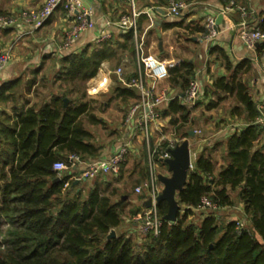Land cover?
<instances>
[{
	"label": "trees",
	"instance_id": "trees-1",
	"mask_svg": "<svg viewBox=\"0 0 264 264\" xmlns=\"http://www.w3.org/2000/svg\"><path fill=\"white\" fill-rule=\"evenodd\" d=\"M259 27L264 32V18ZM101 45L61 60L54 80L68 84V89L60 96L28 106L13 122L0 115V264H264V143L258 146L264 126L255 124L259 111L239 78L250 70L247 60L233 67L220 52L228 76L214 80L209 94L217 99L207 104L212 109L224 96L233 95L242 106L233 111L245 112L246 126L227 138L223 164L216 174L210 154L197 155L176 196L183 210L173 222L164 219L167 203H157L158 236L148 235L140 244L120 235L107 240L110 230L121 224V203L127 198L112 200L117 189L107 193L111 183L104 181V186L91 187L81 181L65 187V175L53 170L55 162L70 154L83 160L99 157V148L89 142L92 135L82 121L87 108L80 102L85 84L80 94L77 89L78 82L86 83L101 62L114 55L110 43ZM193 78L187 63L168 70L167 79L179 86L181 94L171 100L163 115L179 113L180 128L190 113L180 96ZM43 82L48 83V78L42 76ZM10 89L11 83L1 86L0 101L12 98L5 94ZM117 92L123 99L138 98L133 88L121 87ZM65 98L69 99L66 106ZM89 121L100 122L92 116ZM235 190L249 228L237 230L235 221L218 223L215 212L233 205L230 192ZM203 196L217 209L202 216L198 224L189 222Z\"/></svg>",
	"mask_w": 264,
	"mask_h": 264
},
{
	"label": "crops",
	"instance_id": "crops-1",
	"mask_svg": "<svg viewBox=\"0 0 264 264\" xmlns=\"http://www.w3.org/2000/svg\"><path fill=\"white\" fill-rule=\"evenodd\" d=\"M84 1L85 5L91 9V20L94 26L91 30L84 32L69 47H65L64 38L66 31L72 25V20L66 19L62 10L56 11L42 28L32 32L29 31V26L23 23L7 30H0V45L7 47L9 43H15L8 65L0 72V88L4 84L11 83L10 91L5 94H12V98L6 102L0 101V115L2 118H9L10 122H13L16 115L28 106L35 103L44 104L49 102L53 95L60 96L63 84L54 79L61 68V60L68 55L81 54L85 50L99 49L102 47L101 44L108 42L113 48L114 55L112 57H117L116 61L121 62L120 70L123 79L126 81L137 75L136 49L138 44L142 45L141 52L143 56L150 55L159 58L168 66V70L182 63L189 64L192 67L193 79L198 80L202 85L203 93H207V96H204L202 101L197 104L195 110L201 111L202 114L205 113L202 117L208 122H234V129H229L228 133L227 130L213 131L211 137L205 135L206 137L203 136L202 140H199L195 136V131L186 128L190 122L189 116L193 115V119L197 117L194 116L193 112H190L181 129H178L177 132L174 131L176 134L180 133L177 138L165 139L163 131L166 130V120L174 126H179L182 123L179 113L163 115L171 102L169 100V102L161 104L158 108L159 118L151 124L149 144L140 135L122 126L123 119L120 121L116 117L112 119L113 125L108 126L111 127V130H101L98 136L94 135L90 128L94 125L99 126L104 121L102 117L97 116L96 110L104 112L115 105L121 110L120 103L124 104L128 101L132 104L138 99L137 97L123 99L117 89L121 87L129 88L119 82L116 74L117 69L115 70L110 66L109 59L112 57L103 60L95 76L84 85L85 97L80 102H85L87 108L82 115V121L84 128L92 135L89 142L99 148L98 158H106L123 145H127L128 153L121 166L119 178L112 180V183L109 181L112 177L107 179L99 177L92 181L86 180L83 182L91 187L96 183L103 185V181L111 183L110 187L117 189V195L121 193L118 195L119 198H135L129 201L134 206L132 212L139 213L143 208H146L145 203L148 201L147 189L144 188L143 184L149 182L150 172L152 171L156 177L160 194L163 190L161 180L171 176L168 165L158 158L157 154L169 151V149L186 141L190 153V163L193 165L197 155L201 152H208L213 164V173L216 174L223 164L222 158L225 153L227 138L246 126L245 112L242 111L241 114H238L239 112L233 111L235 107L242 108L233 95L224 96L216 107L207 109V104L217 99L216 95L209 94L214 80L228 76L225 69V59L220 52L224 54L226 60L233 67L238 66L243 60L250 62V70L239 78L246 86L257 109L264 105V47H261V45H264V41L257 43L253 48H247L238 37V28L242 22L249 23L252 26L255 19L264 18V2L262 0H187L193 6L181 17H174L168 12L170 0H136L137 10L141 12L136 19V30L135 32L122 33L114 26L111 28L107 26L106 22L113 24L118 21L122 14L129 12L127 4L123 0ZM44 2L45 0H0V12L17 14L24 10H36ZM230 2H234L233 8L229 7ZM239 7L246 8L249 15L242 17ZM207 15H214L216 18L218 15H222L214 39L206 38V31L204 33L200 32L201 29L205 30L204 23ZM100 29L111 31V38L96 43L95 38ZM51 59L57 65L48 70L46 62ZM39 76H45L46 78L51 76L48 80L53 84V89L45 82L40 83ZM145 84L151 86L152 82L149 78H145ZM17 87H21V93L18 97L13 92ZM46 89L48 91L43 92L45 94L40 92ZM37 90L36 95L34 91ZM135 91L139 97L138 91ZM154 91L156 94L165 91L173 98L181 94L179 86L173 85L168 79L157 83ZM73 97L75 102H79L76 95ZM65 99L69 102L68 98ZM91 116L100 122L98 124L91 123L89 121ZM173 120H175V124ZM184 132L187 138H196L199 141L197 151H193L189 140L184 139L186 138ZM180 139L184 141H180ZM263 143L264 135L259 140L258 146ZM219 153H221L220 158H218ZM141 154L148 155L150 159L153 157V159L152 163L150 162L149 174L146 176L145 181L136 186L133 192L132 188L134 186H130V190L126 189L124 179L130 182L136 176L139 168L134 160ZM131 160L135 163L134 168L128 166ZM138 163H140L139 160ZM138 187L141 188V193L135 192ZM232 193L230 192V195ZM241 205V213L244 214L243 204L241 203ZM133 229L135 230V224H133Z\"/></svg>",
	"mask_w": 264,
	"mask_h": 264
},
{
	"label": "built area",
	"instance_id": "built-area-1",
	"mask_svg": "<svg viewBox=\"0 0 264 264\" xmlns=\"http://www.w3.org/2000/svg\"><path fill=\"white\" fill-rule=\"evenodd\" d=\"M129 9L128 13L120 16L118 21L111 24L106 22L107 26L115 27L122 33H128L136 30V19L140 15L137 10L136 0H123ZM264 2V0H262ZM193 5L187 0H170L168 4V12L174 17H181ZM229 7H234V2L229 3ZM62 10L66 19L72 20V25L65 33V47L72 45L84 32L91 30L94 23L91 20V9L85 5L84 0H45L43 6L35 12L23 13L20 17L21 23L29 26V31H35L44 26L56 11ZM242 17L249 15L244 7H239ZM245 21V20H243ZM261 19H255V23L242 22L238 28V37L241 43L247 48H253L257 43L264 41V32L261 31L259 24ZM17 26V20L9 16L0 14V30H7ZM204 28L206 30V38L214 39L217 35L216 16L207 15L205 18ZM111 31L100 29L95 38L96 43L103 42L111 38ZM142 46V45H141ZM141 46L138 44L137 53V75L136 77L126 81L122 77L121 70L116 72L119 82L127 88H133L138 91V99L130 106L125 114L122 126L129 128L137 135H140L143 140L149 144L151 124L159 118L158 108L161 104L169 102L173 97L162 91L159 94L155 93L157 83L168 78V66L159 58L142 55ZM8 60V54L0 47V72L5 67ZM145 78H149L152 82L151 86L145 84ZM203 88L200 82L193 79L189 82L187 89L180 96V100L188 109L196 106L197 102L203 96ZM259 116L255 124L264 126V105L258 107ZM128 153L127 145L119 147L115 152L108 155L106 158H97L91 160H83L79 155L70 154L65 160L57 161L53 164V170L62 173L66 177L65 187L70 182H81L86 180H94L96 178H113L120 174L121 166L125 161ZM162 161L169 159V151L160 152L158 155ZM189 170H193V165L190 163ZM147 189V200H151L149 208H143L138 214L133 216L136 232L142 237L152 235L158 236L161 226V219L157 211L156 199L160 195L156 177L150 172L149 182L143 184ZM136 193H141V188L135 189ZM216 210V205L207 196L201 198L200 204L195 208L196 211ZM237 230L244 227L240 222H236Z\"/></svg>",
	"mask_w": 264,
	"mask_h": 264
},
{
	"label": "rangeland",
	"instance_id": "rangeland-1",
	"mask_svg": "<svg viewBox=\"0 0 264 264\" xmlns=\"http://www.w3.org/2000/svg\"><path fill=\"white\" fill-rule=\"evenodd\" d=\"M43 4L40 6V8L43 6ZM40 8H38L36 10H24V11H21V12H19L17 14H14V13H3V12H0V14H3L5 16H9V17H11L13 19H16L17 20V25H18L19 23H21L20 17H21V15L23 13L35 12V11H38ZM16 41H17V39H16ZM14 45H15L14 42L9 43L7 47L4 46V45H0L1 49L5 50L7 52V54H8V60H7V63H6L4 68H6V66L8 65V63L10 61V54H11V51H12ZM109 60H110V66H112L113 69L115 68V70L117 69L116 72L118 70H120L121 62L119 63V60L116 61L117 57H112ZM46 63H47L46 65H47L48 70H50L53 67H56V65H57V63L55 61H53L52 59L49 60ZM39 78H40L39 80L41 81L42 76L41 77L39 76ZM48 78H51V76H48ZM78 83H80V84L78 85V89L77 90H78V93L80 94L82 92V88H83L82 86L85 83H82L81 81L78 82ZM63 84H64V86L62 88V92H64L66 89H68V84H66V85H65V83H63ZM47 85H49V87H52L51 89H53V84L51 82H48ZM20 89H21V87H17V88H15V90H13V92L15 93L16 97H18L20 95V93H21ZM47 91L48 90L46 89V90H43V91L41 90L40 92L42 94H45ZM43 92H45V93H43ZM36 95H37V93H36ZM132 104L130 102H128V101L124 102V104L120 103L119 106H121L120 108H122L123 110L122 109L121 110L118 109L116 105L113 106V107L112 106L109 107L104 112L96 110L97 111L96 112L97 116L98 117H102V119L104 121L101 124H99V126L94 125L93 127L90 128L91 131L93 132V134L98 136V134H100L99 131H101V130H105V129L111 130V127H108V126L109 125H111V126L113 125V121H112L113 117H116L120 121L122 119L124 120L123 117H125L124 115L126 114V112L128 111V109L130 108V106ZM4 105H6V104L4 103ZM190 112H193L195 114L194 116H197V117L195 119H193V115L189 116L190 122L188 123L186 128L195 131L196 135L195 134L194 135L199 140H202L203 136L204 137H206V136L207 137H211V135L213 134V131L227 130V133H228L229 129H234V127H235L234 126V122H230V123L208 122L207 120H205L202 117V116L205 115V113L202 114L201 111L195 110V107L192 108L190 110ZM85 117H86V115H85ZM198 118H200V119H198ZM166 122H167V124L165 123V126H166L165 129L166 130L163 131L164 132V138L165 139H172L173 137L177 138V136L180 133L178 132V134H176V132L178 131V129H181L180 126H178V125L174 126L173 124L171 125V124L168 123L167 120H166ZM237 124H235V125H237ZM226 126H228V127H226ZM240 126H241V124H240ZM174 131H176V132L174 133ZM185 137L186 138H184V139H188L189 140V142H190V144H191V146L193 148V151L194 150L197 151L199 149V144H200L199 141H197L196 138H191V137L187 138V135ZM180 141H184V140L180 139ZM220 154L221 153H219L218 158H220ZM152 159H153V157H151V159H150L148 155L141 154V155H139L137 157L136 160H134L135 162H137L139 170L136 172V176L133 177V179L130 180V182L127 181L126 179H124L125 184H126V189L130 190L131 189L130 186H134L132 188V190L134 192V188L145 181L146 176L149 174V168H150V164L152 163ZM138 160H139L140 163H138ZM128 166H130V167L132 166V168H134L135 163L133 162V160H131V162L129 163ZM127 169H128V167H127ZM119 176L118 177H113L109 181L112 183V180H116V178L118 179ZM91 183H94V182H91ZM111 191H112V187H110L108 189L107 193H110ZM236 193H237V190H235L231 194V197H235ZM120 194H118V195H120ZM118 195L113 197V198H111V199L115 200V201H121L123 198H119ZM136 197H138V195H136ZM133 199H135V198H127V202L126 203H121V206L123 208L121 224H120V226L118 228H115V232H116V235L123 236L124 238H130L133 241L134 244H140L142 242L143 238L136 232V230L133 229L134 221H133L132 210H133L134 206L132 205L133 203L130 202ZM136 199H141V198H136ZM232 200H233V205L230 206V208H226V207L225 208H221V209H219L218 211L215 212L217 220H218V223H222L223 224L224 222H227V221H235V222H240V224L244 228H249L248 217L245 214L241 213V209H242L241 203L242 202H240L238 200V198H236V197L232 198ZM178 205H179V212L182 213L183 207L179 203H178ZM212 212H213V210H210V209L209 210H204L202 212H198V211H196L194 209L192 214L189 216L188 221L189 222H194L195 224H198L200 222L202 216H204L206 214H210Z\"/></svg>",
	"mask_w": 264,
	"mask_h": 264
},
{
	"label": "water",
	"instance_id": "water-1",
	"mask_svg": "<svg viewBox=\"0 0 264 264\" xmlns=\"http://www.w3.org/2000/svg\"><path fill=\"white\" fill-rule=\"evenodd\" d=\"M222 15H218L216 18V29L217 26L221 23ZM257 45V44H256ZM68 104V100L64 99V105ZM191 135H193L191 133ZM170 158L164 160L168 165L171 176L168 178H163L161 180L163 184V190L161 194L157 197L156 202L164 201L168 206V213L165 215L164 219L170 222H173L179 212V205L176 200L178 192H180L188 178V172L190 168V153L188 149V144L184 141L182 144L169 149ZM74 184H77L75 182ZM151 206V200H148L145 203V207L149 208ZM116 237V232L114 229L110 230L106 239L111 240Z\"/></svg>",
	"mask_w": 264,
	"mask_h": 264
}]
</instances>
